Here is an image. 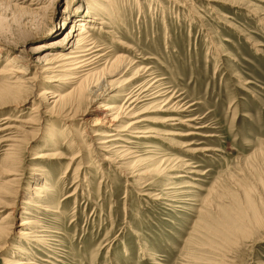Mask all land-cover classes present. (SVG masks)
Segmentation results:
<instances>
[{"label": "rangeland", "instance_id": "obj_1", "mask_svg": "<svg viewBox=\"0 0 264 264\" xmlns=\"http://www.w3.org/2000/svg\"><path fill=\"white\" fill-rule=\"evenodd\" d=\"M113 1L114 12L100 6L92 22L86 15L87 30L105 61H127L117 72L103 61L78 88L59 78L47 83L40 68L51 48L33 51L63 42L67 5L87 13L97 0H0V119L19 128L5 130L13 139L0 144V264H264V0ZM129 61L135 67L124 75ZM7 62L26 68L22 86L5 74ZM143 69L175 98L140 118L183 123L141 125L195 134L142 140L141 164L120 155L138 146L109 153L91 137L109 128L96 124L101 109L111 107L115 118L132 89L126 80ZM53 94L66 106L48 104ZM145 108L119 115L116 126ZM197 123L202 129L189 127ZM175 142L194 143V154ZM148 145L171 160L157 164L164 173L147 164ZM34 153L49 158L32 160ZM175 159L194 173L168 178Z\"/></svg>", "mask_w": 264, "mask_h": 264}, {"label": "bare ground", "instance_id": "obj_2", "mask_svg": "<svg viewBox=\"0 0 264 264\" xmlns=\"http://www.w3.org/2000/svg\"><path fill=\"white\" fill-rule=\"evenodd\" d=\"M86 1L89 3L93 0H86ZM94 4L95 5L93 6V8L87 11V13L84 12L83 9H80L79 11L78 10L79 7L74 8L75 6L67 5L63 13L67 15L66 20H68L71 15L70 18L72 21H71V27L69 28V32L66 34L65 38L63 39V42L51 43L54 41H50V43H45L44 45H41V46L39 45L37 48L34 49L33 52H37V51L51 48V51H48L47 55L44 57V61L40 68L41 73L44 75H47L45 78V79L48 78L47 83L53 82L51 81V78L53 79L59 78V80L63 79V81H68L73 85H78V88H80V85L84 82H87V79L93 76V74L99 70V68L103 64V61H105L104 59L105 57L101 54L102 48H99V46L96 44L95 41L90 40L89 31L87 30V27L88 25H90L88 23L92 22L91 20L94 21V19L96 20V17L98 15L99 16L101 15V12L99 11L101 10L100 6H103L105 8L109 7L112 9V12L117 10V7L115 6L113 0H97V2H95ZM86 7L88 8V4ZM86 15L88 17L89 15H91L89 17L91 22L89 21V19H87L88 17ZM218 16L223 17V14L220 13L218 14ZM80 17L81 19H79ZM77 18L79 19V21H77L76 23L75 19ZM260 21L264 22V17L260 18ZM102 25L103 23H101V26ZM44 33L45 32H43L42 35ZM56 47H60L61 50H56V51L52 50L53 48H56ZM2 50L3 49L0 48V53L2 52ZM126 61H127L126 58L118 56L114 58L112 62L110 61L107 62L106 60L105 64L102 66L108 68V70H113L117 72L120 66L122 65V63ZM11 64H12L11 62H7L5 64L4 68L6 69V71L9 70V73H5V74L9 75V78H10L9 80H14L15 84L22 86L23 83H21L20 81L21 79L19 78V76L26 75V73L24 72L26 68L21 67L20 69H14V68L12 69ZM127 64H128V67H127L128 69L126 68L125 70L124 68L126 66H123V69L121 70V71L125 70L124 75L129 70L133 69L136 63L129 61L127 62ZM151 75L152 74H150L148 70L143 69L139 71V74L134 75L131 78L126 80L125 82V85H127L126 88H132V89H129L127 93L123 94V96L126 98V101L123 106L118 108L119 113L117 114L115 118H112L113 116L111 114V107H104L103 109H101L100 114L102 116L100 117V119L98 120V123L96 124L100 126L102 125L108 126L109 128L107 129L105 128L103 129V131H99L101 129L99 130L96 129L93 131V135L91 138H94V144L96 145L97 149L104 151V152L116 153L118 149L125 148L124 146H122L123 143L130 144V146H133V149H136L137 148L136 146H138V152L136 150L126 149L125 151H121L122 154L120 155H122L121 156L122 159L123 157L126 158L123 160H128V159L135 160V158L138 157V160H136L135 162L141 163L140 161L141 147L139 143L142 140H145V141L146 140H156L158 137L190 136V135L195 134L194 132L185 134V135H181V134L173 133V132L172 133L170 132L160 133V131L157 130L154 126L146 125L144 127V125H141L144 122H147L149 124H154V125H156L157 123L170 124L171 122H173L174 126L175 124L179 125L183 123V121L177 118L152 119V120H149L147 118H140L141 114L155 112V110L162 111L161 108L165 109L166 107L169 108L173 106V104L172 106H168V105L171 104V101L175 97L173 95L168 96L169 91L160 83V79L157 80L153 78L150 80H146V78H148V76L151 77ZM138 80L140 82L139 84H138ZM45 95H47V93L42 92L39 95V98L45 97ZM50 96L51 97L49 99L52 100L51 103H48L50 105L56 106L62 103L64 106H66L68 102L67 98H63L60 95L53 94ZM46 98L48 97L46 96L45 99ZM161 99L162 101L159 102V100ZM35 104L36 103L33 104V107H36V108H33L32 110L37 109L38 106ZM138 106L139 108H143L144 106L147 107L143 109V113H138V120L130 122L128 125H126L123 128L116 126V124L119 123V119H117L119 115L122 114L123 117H126L127 115L132 113L134 110L139 109ZM8 122H10L8 117H3L2 119H0V127H2L0 128V132H4L5 130L10 131V130L19 129L18 127L8 126ZM188 122L194 123L195 120L188 121ZM192 125H194L195 127L193 126H189V127L192 128L193 130L202 129V127H196V126H199L198 123L192 124ZM12 139H13V136L10 133H6L2 136V138H0V144L11 142ZM162 141L166 142L165 140H162ZM193 144L194 143H188L184 145V144L175 142L171 146L175 148V150H180L186 155L187 154L192 155L194 153H192V150L190 147L193 146ZM146 148H148V151L146 153L149 154V155H146L148 156L147 164L154 162L153 166L156 167L157 164L165 165V163H169L171 161L169 158L166 160H162L156 157L155 155L157 154H154L155 153L154 150H157L155 146L148 145ZM33 155L34 157L32 158V160H44L46 158H49L47 157V155H43L42 153H34ZM102 160L107 161L109 160V157L104 156ZM173 161H175L174 162L175 164L169 169L168 171L169 175L168 176L166 175L168 178L174 179V178L183 176L181 174L174 173L176 171H181L183 173L186 172V173H191V174L194 173V171H191L190 168L192 167L187 161H184L183 159H180V160L175 159ZM159 167L160 165H158L155 169H153V171L164 173L165 172L164 168L161 169ZM135 177H137L136 180H140L143 177V175L138 172L137 174H135ZM170 181L173 183V180H170ZM187 186L189 185H186V187ZM33 191L38 196L43 191V189L38 186V187L33 188ZM35 206L40 207L39 205H35ZM29 225H32V223L24 221L20 226L29 227ZM30 235H31L30 233H22L20 236H21V239L22 238L29 239ZM32 238H34L33 240L35 241H41L35 236H33ZM13 247L15 246L12 245L11 249L16 252V250ZM2 250L3 249H0V253L2 252ZM2 261H4L5 264H12L11 261L8 259H3ZM15 264H23V263H15Z\"/></svg>", "mask_w": 264, "mask_h": 264}]
</instances>
